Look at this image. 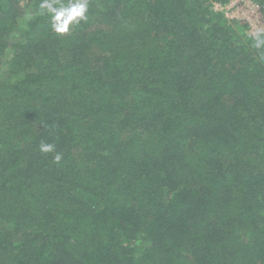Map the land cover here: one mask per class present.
I'll return each instance as SVG.
<instances>
[{"label":"trees","instance_id":"1","mask_svg":"<svg viewBox=\"0 0 264 264\" xmlns=\"http://www.w3.org/2000/svg\"><path fill=\"white\" fill-rule=\"evenodd\" d=\"M229 1L88 0L61 34L0 0V264H264V46Z\"/></svg>","mask_w":264,"mask_h":264},{"label":"clouds","instance_id":"2","mask_svg":"<svg viewBox=\"0 0 264 264\" xmlns=\"http://www.w3.org/2000/svg\"><path fill=\"white\" fill-rule=\"evenodd\" d=\"M41 10H46L52 21V28L57 33H67L70 25L79 24L81 20H86L89 8L88 0H68L66 4L57 5V0H42L39 5ZM255 46L260 48L264 46V36L259 32L255 35ZM54 145L41 143L42 152H52ZM55 161H60L61 155L58 153L54 157Z\"/></svg>","mask_w":264,"mask_h":264},{"label":"built area","instance_id":"3","mask_svg":"<svg viewBox=\"0 0 264 264\" xmlns=\"http://www.w3.org/2000/svg\"><path fill=\"white\" fill-rule=\"evenodd\" d=\"M212 7L214 13L221 14L227 21L244 24L248 37L264 33V8L254 0H230Z\"/></svg>","mask_w":264,"mask_h":264},{"label":"rangeland","instance_id":"4","mask_svg":"<svg viewBox=\"0 0 264 264\" xmlns=\"http://www.w3.org/2000/svg\"><path fill=\"white\" fill-rule=\"evenodd\" d=\"M213 8V7H212ZM217 14V13H216ZM16 36H19L18 34L16 35ZM140 246H142V245H140Z\"/></svg>","mask_w":264,"mask_h":264}]
</instances>
